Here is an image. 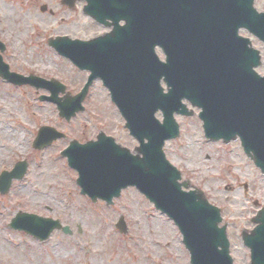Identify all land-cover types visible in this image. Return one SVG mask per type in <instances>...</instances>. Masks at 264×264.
<instances>
[{
    "label": "water",
    "instance_id": "1",
    "mask_svg": "<svg viewBox=\"0 0 264 264\" xmlns=\"http://www.w3.org/2000/svg\"><path fill=\"white\" fill-rule=\"evenodd\" d=\"M72 1L77 0L63 3ZM79 1L87 3L85 15L113 29L91 41L68 37L49 41L59 54L91 73L79 95L59 98L66 93L65 86L12 74L1 56L0 77L50 90L52 96L42 100L56 104L67 121L84 111L90 86L101 79L141 147L132 155L104 133L96 142H72L63 156L79 172L82 194L110 206L122 189L136 187L177 225L192 264H232L226 227H219L220 210L202 191H183L189 183H179L181 173L167 161L163 147L166 140L179 136L174 114L192 116L183 104L187 100L202 109L200 118L209 140L230 143L240 138L248 157L264 173V78L254 70L261 58L251 42L239 36L240 29H245L264 42V13L257 12L254 0ZM157 46L164 51L166 63L155 54ZM113 53L119 57H107ZM159 110L164 124L155 119ZM62 137L52 128H42L34 147L43 149ZM26 172L25 162L11 173L4 172L0 192L7 194L12 181L22 180ZM255 221L256 231L263 230L264 210ZM10 227L40 241L48 240L54 230L72 234L57 221L25 213H19ZM117 227L127 231L123 218ZM243 239L247 245L252 241L246 234Z\"/></svg>",
    "mask_w": 264,
    "mask_h": 264
},
{
    "label": "rangeland",
    "instance_id": "2",
    "mask_svg": "<svg viewBox=\"0 0 264 264\" xmlns=\"http://www.w3.org/2000/svg\"><path fill=\"white\" fill-rule=\"evenodd\" d=\"M84 5L71 10L61 0H0V41L7 46L4 59L11 70L54 77L73 95L80 92L89 75L54 52L48 40L63 36L90 40L111 31L86 17ZM255 6L264 11V0H255ZM241 35L262 53L258 72L264 75V45L245 31ZM158 55L164 60L160 50ZM89 89L86 111L67 122L59 117L56 105L39 100L48 95L44 90L0 79V174L11 172L18 162L29 163L25 179L14 181L7 196L0 195V264H135L140 255L149 258L145 264H191L178 228L136 189L124 191L112 207L81 195L77 172L60 156L72 140L85 143L104 131L132 151L138 145L124 129L125 122L102 83L96 81ZM157 117L162 120L160 114ZM177 121L181 136L166 144L168 159L184 180L203 190L222 210L229 232L252 227L251 218L264 207V176L239 142H208L198 112L192 118L178 116ZM42 126L66 138L36 151L33 141ZM19 212L58 220L73 234L55 231L47 242H38L9 228ZM121 216L127 234L116 228Z\"/></svg>",
    "mask_w": 264,
    "mask_h": 264
},
{
    "label": "flooded vegetation",
    "instance_id": "3",
    "mask_svg": "<svg viewBox=\"0 0 264 264\" xmlns=\"http://www.w3.org/2000/svg\"><path fill=\"white\" fill-rule=\"evenodd\" d=\"M251 223L253 224V221H251ZM227 229H228V233L229 238H230V249H231V254L234 260L235 264H264V253L262 252L263 246L261 245H256V244H251V246H245L243 243V240H239L242 239V233L243 231H247V235L248 236H254V226H250V228H246V230H243L240 232H235L232 233L229 227V223H227ZM241 235V237H240ZM256 251V252H255ZM262 256V257H258L256 259L255 256Z\"/></svg>",
    "mask_w": 264,
    "mask_h": 264
},
{
    "label": "bare ground",
    "instance_id": "4",
    "mask_svg": "<svg viewBox=\"0 0 264 264\" xmlns=\"http://www.w3.org/2000/svg\"><path fill=\"white\" fill-rule=\"evenodd\" d=\"M54 176L58 177L57 174H55ZM167 229L170 230V228L168 226H167ZM148 260H149V258L146 255H140L139 257H136V263L135 264H145L148 262Z\"/></svg>",
    "mask_w": 264,
    "mask_h": 264
}]
</instances>
